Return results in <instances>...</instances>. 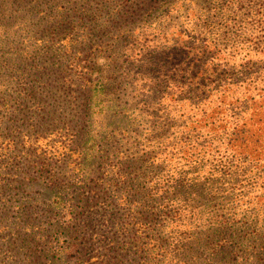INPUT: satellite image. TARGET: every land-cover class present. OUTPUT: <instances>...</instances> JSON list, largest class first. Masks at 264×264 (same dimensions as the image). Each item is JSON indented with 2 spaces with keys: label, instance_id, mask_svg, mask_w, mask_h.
<instances>
[{
  "label": "rangeland",
  "instance_id": "rangeland-1",
  "mask_svg": "<svg viewBox=\"0 0 264 264\" xmlns=\"http://www.w3.org/2000/svg\"><path fill=\"white\" fill-rule=\"evenodd\" d=\"M256 2L0 0V264H264Z\"/></svg>",
  "mask_w": 264,
  "mask_h": 264
},
{
  "label": "trees",
  "instance_id": "trees-1",
  "mask_svg": "<svg viewBox=\"0 0 264 264\" xmlns=\"http://www.w3.org/2000/svg\"><path fill=\"white\" fill-rule=\"evenodd\" d=\"M253 2L254 3H252V6H251L252 9H254V7L258 4L256 2V0H253ZM259 4H260V8L258 10H253V12H252V16H254L255 13H256V15H259V18L258 19H254V20H253V18H250L251 21H250L249 24H252V26H253V24L256 25L255 23L257 22L262 27V30H264V0H262V2L259 3ZM252 16H250V17H252ZM260 26H258V27L260 28ZM263 34H264V32H263ZM169 60L167 62L162 61V63H161V61L160 62L157 61L156 62V66H157L158 70L159 71H162V70L165 71L166 67H170L171 62ZM165 65H167V66H165ZM204 72H205V70H201V73H204ZM198 73H200V70L197 71L194 74V78H196L198 76ZM258 93H259L260 97H264V94H263L264 92L263 91L260 90ZM252 98H254V97H252ZM77 153H78V158H80V161L76 162V163L73 162V166L69 170L70 173L73 174V175L69 176L70 180H69L68 189H72V188L73 189H77L78 188L81 191H85V189L87 187V184L84 183V181L81 180V179L83 178L84 174L87 171L86 167H87L88 162H89V164L95 163L97 156H95L93 154L92 149H89V150L81 149ZM28 161L35 168L41 169L42 171H44L46 169V161H45V159L43 160L42 156H40V155L34 156L33 158L28 156ZM85 162H87V163H85ZM71 179H72V181H71ZM55 181L53 180V183L56 184ZM58 189H60V188L58 187ZM79 190H77V191H79ZM101 190H103V189H99L98 188L95 191H99L100 192ZM95 194H96V192H95ZM73 196L79 199V204L81 205V207L84 206L83 204L85 202H88V200H84V197L81 196V194L73 195ZM122 228L124 229V231H128L127 228H126V225H125V227H122ZM140 234H142V233H140ZM223 234H224V232L221 233V235H223ZM137 238H141V236L138 234ZM78 247L79 246H78V244L75 241L71 244V249H73V250H79ZM66 264H72V262H67Z\"/></svg>",
  "mask_w": 264,
  "mask_h": 264
}]
</instances>
